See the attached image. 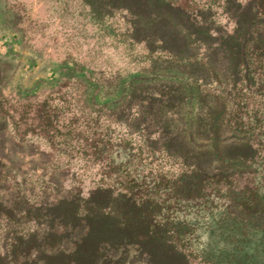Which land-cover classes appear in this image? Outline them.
Returning <instances> with one entry per match:
<instances>
[{"label":"trees","instance_id":"trees-1","mask_svg":"<svg viewBox=\"0 0 264 264\" xmlns=\"http://www.w3.org/2000/svg\"><path fill=\"white\" fill-rule=\"evenodd\" d=\"M81 2L122 25L148 68L103 80L62 66L56 92L0 89V137L46 145L39 171L0 153V264L209 263L255 236L264 247V0ZM202 228L213 250L198 248Z\"/></svg>","mask_w":264,"mask_h":264},{"label":"rangeland","instance_id":"rangeland-1","mask_svg":"<svg viewBox=\"0 0 264 264\" xmlns=\"http://www.w3.org/2000/svg\"><path fill=\"white\" fill-rule=\"evenodd\" d=\"M120 27L110 21L100 23L81 0H0L2 94L29 90L46 95L49 90L56 92L59 87L54 81L62 66L88 69L103 80L115 72L135 74L148 68L137 48L120 44L116 38ZM60 91L62 94L65 89ZM71 92L77 99L76 90ZM73 105L76 104L70 109ZM9 150L17 167L28 169L31 165L39 171V165L46 160L41 154L46 150L44 143L33 140L32 144L16 146L6 133L0 137V153L6 155ZM30 158L32 164L28 162ZM67 162L64 157L58 158V163ZM76 169L73 172L78 179ZM71 174H67L68 179ZM199 234L200 250L216 247L218 236L214 237L205 228ZM219 248H223L221 244ZM240 248L233 254L224 251L209 263L198 259L193 264H264V247L259 236L243 242Z\"/></svg>","mask_w":264,"mask_h":264}]
</instances>
